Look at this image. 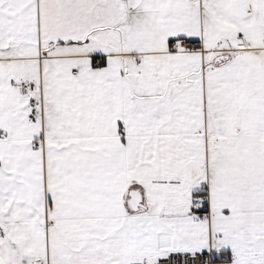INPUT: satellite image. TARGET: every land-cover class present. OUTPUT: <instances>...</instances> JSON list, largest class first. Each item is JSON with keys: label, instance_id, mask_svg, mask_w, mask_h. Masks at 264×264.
Wrapping results in <instances>:
<instances>
[{"label": "snow or ice", "instance_id": "1", "mask_svg": "<svg viewBox=\"0 0 264 264\" xmlns=\"http://www.w3.org/2000/svg\"><path fill=\"white\" fill-rule=\"evenodd\" d=\"M0 264H264V0H0Z\"/></svg>", "mask_w": 264, "mask_h": 264}]
</instances>
